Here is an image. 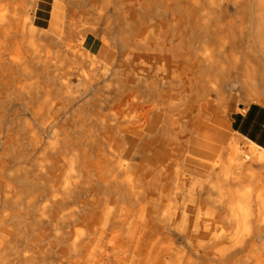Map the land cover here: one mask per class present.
Listing matches in <instances>:
<instances>
[{"label": "bare ground", "instance_id": "obj_1", "mask_svg": "<svg viewBox=\"0 0 264 264\" xmlns=\"http://www.w3.org/2000/svg\"><path fill=\"white\" fill-rule=\"evenodd\" d=\"M235 38L246 100L264 104V0H0V264H264V241L237 258L214 249L211 199L200 210L183 179L199 146L231 151V174L244 166L214 99Z\"/></svg>", "mask_w": 264, "mask_h": 264}, {"label": "rangeland", "instance_id": "obj_2", "mask_svg": "<svg viewBox=\"0 0 264 264\" xmlns=\"http://www.w3.org/2000/svg\"><path fill=\"white\" fill-rule=\"evenodd\" d=\"M215 43V38L212 36L209 39V42L207 43H203V44H197L198 46V57L202 58L203 57V53L207 51V49L211 46H213ZM228 54H230L231 52H233L234 50H236V52L239 54V62L238 65L236 66H227L228 68L225 70V74L227 75L226 80L220 79L219 82L224 83V86L222 85L221 87H219V89L221 90V92L219 93V95H216V97H214V99H217L218 102L217 103H222L223 101H226V117L228 119V115H229V111L232 109L231 107L239 110L240 108H242L243 105H247L250 104L252 102H248L246 100V96H245V91L242 89V86L240 85L243 81L242 78V67H243V63H244V58H245V50H244V39H239V38H235L234 41H232L230 44H228L226 46ZM221 64L217 63L214 65V67H220ZM135 68H138V66L136 65ZM201 69V65H199V70ZM186 71V70H185ZM201 72V70H200ZM215 72V68L211 71ZM205 73L202 74V76H204ZM204 81V85L207 84L206 81L209 82V80L204 79L202 80ZM214 82V80H212ZM211 81V82H212ZM203 84V83H202ZM182 88V86L180 87V89ZM207 86H203L202 89L206 90ZM3 89V88H2ZM200 90V87H199ZM197 91V90H196ZM213 93L209 92L208 96L211 95ZM19 102H21V99H17ZM8 105V101L6 100V98L4 96L0 97V116L6 115L7 111H6V107ZM219 105V104H218ZM221 108V107H220ZM229 121V120H228ZM234 136L236 138L239 139V148L242 149V156H243V161H244V166L241 167L239 169L240 172H247V174L251 175L252 180L255 179L257 176L252 168L253 165L255 164H259L262 165L261 163L257 162L249 153V146L250 143L247 142L246 140L236 136L234 134ZM184 154L178 153L177 156L170 160L167 165V172L164 175V178L166 180L167 185H168V189L166 190V195H167V199H168V195L171 194V187L172 185L170 184L171 179H172V172L173 170H180L181 166L183 164H185V156H188L189 154L185 152V150L183 151ZM205 150L202 149V147L199 146V148L196 149V159H197V163H204V164H211L213 167H220L222 165V160H223V156L222 158H218V155L216 154L214 156L213 159L208 160L205 157ZM226 155H228V158L233 161V154L232 152H228ZM41 156V153H39L38 151V157ZM21 162V161H20ZM184 179V183H187L189 181H191L192 179H195V173L193 172V174H189V175H185L183 177ZM170 180V181H169ZM203 184H205V181L201 180V177L199 176L198 178V193H199V208L200 210H204L205 208V199L201 198V191H202V186H204ZM177 193V195H179V197L181 195H183L182 190H175L174 193ZM176 210V209H175ZM179 210V209H178ZM173 211V210H172ZM253 221L250 222L249 224H245V223H241L239 221H235V229L234 230H226L224 227L221 228V230L218 232L216 231V227H217V223H216V219L217 216L214 214V218H213V223L211 222V224L209 225L210 231L214 234V235H218L217 237H215L213 239V247L215 250H221L224 249L226 250V255H232L234 254L232 252V250H230L231 248L235 247V256L236 258L238 257V255L242 256V254L244 253V251H238V249L240 250L242 247L245 249V252L247 254H251L254 249L258 248H262L261 246V238H260V234L262 233V230H264V214L258 213V214H253ZM222 244V245H221ZM241 244H243L244 246H241ZM40 249H43L44 246L39 247ZM263 253V254H262ZM264 255V249H262L261 252L258 253V255ZM52 259L51 261L54 262V259L58 257V255H52L51 256ZM193 258V257H192ZM52 262V264H53ZM249 264H254L253 261H250Z\"/></svg>", "mask_w": 264, "mask_h": 264}, {"label": "crops", "instance_id": "obj_3", "mask_svg": "<svg viewBox=\"0 0 264 264\" xmlns=\"http://www.w3.org/2000/svg\"><path fill=\"white\" fill-rule=\"evenodd\" d=\"M231 108L228 115L231 131L264 151V104L252 102L243 105L239 110ZM204 154L206 157V153ZM230 163L231 160L225 153L220 167L197 163L194 170L196 185H198L199 176L202 181H205L201 198L211 199V206L217 216L215 229L218 232L222 227L226 230H234L236 221L234 216L244 215L241 211L251 209L253 214H264V164L252 166L254 172L257 173V177L252 180L251 175L245 171L240 172V168L235 170V174H231ZM249 198L250 202L246 205L245 202ZM262 231L261 244L264 241V230ZM178 244L183 246L184 242L179 240Z\"/></svg>", "mask_w": 264, "mask_h": 264}]
</instances>
